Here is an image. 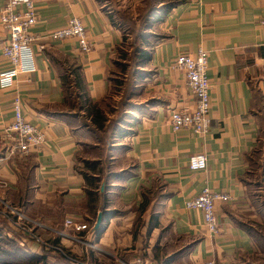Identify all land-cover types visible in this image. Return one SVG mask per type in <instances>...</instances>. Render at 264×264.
<instances>
[{
	"label": "crops",
	"instance_id": "1",
	"mask_svg": "<svg viewBox=\"0 0 264 264\" xmlns=\"http://www.w3.org/2000/svg\"><path fill=\"white\" fill-rule=\"evenodd\" d=\"M33 1L38 23L31 32L43 37L33 44L37 71L20 75L10 89H0V199L69 234L64 228L67 218L89 224L90 208L97 209L86 193L84 175L89 172L84 165L97 160L90 146L97 148L99 143L80 124L81 116H66L60 73L66 61L79 68L88 98L101 102L112 90L109 75L124 32L110 19L106 0ZM178 1L183 3L154 18L157 35L151 59L135 79V106L112 153L116 164L121 163L117 170L131 171L133 177L113 181L121 188L109 193L115 214L100 231L94 229L92 243L97 249L92 258L98 264L131 263L139 257L149 264H264V253L246 230L264 223L248 190L250 178H264V0ZM6 2L0 0V12ZM122 2L144 6L142 0ZM74 17L84 18L92 43L89 53H83L75 39H49ZM7 39L0 23V73L12 68L3 54ZM200 50L209 52L211 128L204 136L188 130L175 133L172 110L193 107L194 100L184 72L174 62L182 53L195 56ZM16 97L23 102L25 119L42 129L46 139L36 151L10 156L5 131L13 122ZM202 154L208 158L207 169L192 171L190 159ZM253 155L260 157L259 170L251 168ZM206 187L232 199L217 205L216 235L210 234L201 211L186 207ZM143 189L155 197L151 207L159 226L148 235L147 213L134 238ZM3 225L0 221V228ZM60 242L88 257L83 245L64 237Z\"/></svg>",
	"mask_w": 264,
	"mask_h": 264
},
{
	"label": "built area",
	"instance_id": "2",
	"mask_svg": "<svg viewBox=\"0 0 264 264\" xmlns=\"http://www.w3.org/2000/svg\"><path fill=\"white\" fill-rule=\"evenodd\" d=\"M0 23L8 35L3 54L12 65L11 70L0 73V89H10L14 87L20 75L37 71L33 44L42 40L43 37L34 36L31 32L38 23L34 1L7 0L0 12ZM49 39L53 42L75 39L83 53H89L92 50V43L88 38L83 17L70 19L65 27L53 31ZM174 65L186 76V85L194 100V106L172 110L170 115L172 130L175 133L188 130L196 136H204L211 128L209 52L200 50L195 56L182 53L176 57ZM12 106L13 122L5 131L6 140L10 145V156L17 153L26 155L38 150L45 142V132L25 119L23 102L20 97L14 99ZM189 165L192 171H205L208 167V158L204 154L194 156L190 159ZM1 185L7 187L6 183H1ZM231 200L230 195L217 193L206 187L198 197L188 200L186 207L189 210L201 211L210 234L216 235L220 230L217 205L228 203ZM0 204L3 205V207L0 206V221L6 224L4 234L15 241L25 252L47 254L49 260L57 256L68 264H91L88 260L72 256L66 247L62 244H54L51 239L54 236L64 237L78 245H83L87 250H96L97 247L92 243L94 230L88 223L75 218H67L64 228L72 233L68 234L65 231L53 230L43 221L37 220L2 199H0ZM50 233L53 234L50 235ZM122 264L149 263L139 257L131 263L123 262Z\"/></svg>",
	"mask_w": 264,
	"mask_h": 264
},
{
	"label": "trees",
	"instance_id": "3",
	"mask_svg": "<svg viewBox=\"0 0 264 264\" xmlns=\"http://www.w3.org/2000/svg\"><path fill=\"white\" fill-rule=\"evenodd\" d=\"M109 2V0H106ZM146 2V0H144ZM154 3L158 4L156 6ZM183 3V1L178 0H151L148 4L144 3L143 8L138 13V16H141V22L143 26L149 23V20L152 19V16H156L160 13H165L172 10L178 4ZM154 4V5H153ZM159 7V8H158ZM158 10V11H156ZM110 19L113 24L119 27L124 32V27L120 23V21L114 16L111 10H108ZM158 13V14H157ZM144 39V37H141ZM127 40V36L124 34L123 42L117 49V60L115 62L112 73L109 75V79L112 83V88L115 87V91L118 92L116 95H119V101L116 107H113L108 103V101L112 100L114 95V91L111 90L110 94L104 98L101 102L92 103L87 96V91L83 82L81 80V76L79 74V68L72 67L67 61L65 62L68 65L63 69L62 73H60V81L62 83V89L64 92V106L67 108L68 114L66 116H72L73 118L82 117L81 125L90 130V132L95 136L96 141L99 143L96 148H93L96 152L95 157L96 161L86 162L84 165V170L88 171L84 175L86 180V189L87 196L90 200L93 201V208L90 210L93 211V218L91 220L88 219L90 227L94 230L95 225L98 219V213L101 212L103 214V222L99 230L102 229L103 223L106 219L110 218L111 215L115 214L111 212L109 205V193L112 190H118L121 188L113 186V181L119 180V178L133 177L131 171H118L116 167L115 158H112V153L115 149V141L119 134H122L124 131L121 126L126 123V120L130 118V112L133 110L135 104L133 103V96L135 92V79L142 75L141 68L147 66L151 59V49L150 46H144L140 48V46H135L136 48L132 51V57H130V53L127 52L124 48ZM129 54V55H128ZM130 57V59H129ZM130 61V62H128ZM133 62V65H130ZM121 66L122 73L120 75H116V67ZM130 66V67H129ZM131 69V72L128 71ZM147 74V73H145ZM122 89V90H121ZM119 90L121 92L119 93ZM117 150V149H116ZM254 155L252 159H250V165L253 164ZM95 175V176H93ZM252 183L249 185V192L251 189L258 188L261 197L264 202V178L263 176H259L256 179H252ZM256 183H253V182ZM257 184V185H256ZM104 186V189H103ZM101 190V194H99ZM103 190V191H102ZM143 203L136 209L137 217L134 224L133 236L134 238L137 236L140 228L145 223L144 216L148 213L151 214L150 217V227L148 228V235L150 231L153 229V226L158 227V216L152 211L151 202L155 200L152 195V191H147L143 189L142 191ZM256 198L251 199V201L255 203ZM261 200L258 199V201ZM12 205V204H10ZM19 209H22L18 206L12 205ZM23 210V209H22ZM24 211V210H23ZM60 215L64 216V212H60ZM0 228V264H49L47 260V254L43 255L44 257L36 255V253L25 252L15 241L10 239L8 236L4 234V228H6L5 222ZM259 227H249L246 230L250 235L254 236V239L258 245V249L264 253V225H258ZM95 232V231H94ZM52 242L54 244H61L60 237L55 236L51 237ZM66 250L74 257H78L83 260H88L91 264H98L93 258L92 253L93 250H88L87 255H78L72 252L71 250Z\"/></svg>",
	"mask_w": 264,
	"mask_h": 264
},
{
	"label": "rangeland",
	"instance_id": "4",
	"mask_svg": "<svg viewBox=\"0 0 264 264\" xmlns=\"http://www.w3.org/2000/svg\"><path fill=\"white\" fill-rule=\"evenodd\" d=\"M142 1L144 2V0H142ZM150 1L151 0H146V2H144V3L148 4ZM141 3H138L137 6H134V4H131V7H130V5H128V3L123 4L122 0L121 1L109 0V3L107 4L108 5L107 7L114 12V16L120 21V23L124 27V34L127 36V40H126L124 48L127 52L130 53V57H132V51L134 48H136L135 46H138V47L140 46V48H142L144 46L149 45L150 46L149 48L151 49L154 46V43L156 41L157 22L154 18H156L157 15L156 16L153 15L152 19L149 20V23L146 24L145 26H143V23L140 20L142 15L138 16V13L143 8ZM154 4L156 6H158V4H156V3H154ZM156 11H158V10H156ZM141 14H142V11H141ZM141 37H144V39H141ZM130 57H129V59H130ZM128 62H130V61H128ZM130 65H133V62H131ZM122 69L123 68L121 66L116 67V69H115L116 75H120L122 73ZM128 71L131 72V69H128ZM115 89H116L115 87L112 88V91H114V95L112 97V100L108 101V103L110 105H112L113 107L117 106L119 98H120L119 95H116V93L118 92V89H117V91H115ZM121 90H119V93L121 92ZM80 123H81V121H80ZM254 157L255 158H254L253 164L251 165V168H253V170H257L259 167L257 165V161H258V159H260V157L259 156H254ZM120 165H121V163L119 164V166ZM117 166L118 165L116 164L115 168H117ZM258 175H259V173H257V176ZM261 195L262 194L260 193V190L258 188H254V189H251L249 192V199L251 200V199L256 198V197H257V199L261 198V200L256 201L253 205L255 206L254 208L256 209V212H258L260 215H261V213L264 215V207L262 208L264 202L262 201L263 198L261 197ZM0 206L3 207L2 204H0ZM18 207H20V206H18ZM20 208H22V207H20ZM34 211H35V209H34ZM31 214L33 215V213H31ZM260 215H259L258 219H261ZM34 216H35V214H34ZM37 220H39V219H37ZM263 225H264V223H263ZM58 230H62V229H60V227H58ZM260 230H261V228H260ZM82 247H84V246H82ZM36 255H37V253H36ZM38 256L44 257L41 254L40 255L38 254ZM46 261L49 264H68L57 256H55V260H49L47 257Z\"/></svg>",
	"mask_w": 264,
	"mask_h": 264
},
{
	"label": "water",
	"instance_id": "5",
	"mask_svg": "<svg viewBox=\"0 0 264 264\" xmlns=\"http://www.w3.org/2000/svg\"><path fill=\"white\" fill-rule=\"evenodd\" d=\"M102 222H103V215L100 213L99 216H98V220H97V223H96V226H95V230H99L101 225H102Z\"/></svg>",
	"mask_w": 264,
	"mask_h": 264
}]
</instances>
